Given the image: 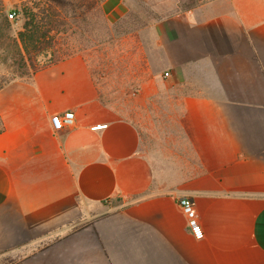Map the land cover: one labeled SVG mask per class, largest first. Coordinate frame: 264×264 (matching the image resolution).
I'll return each mask as SVG.
<instances>
[{"label":"crops","instance_id":"0c3cea01","mask_svg":"<svg viewBox=\"0 0 264 264\" xmlns=\"http://www.w3.org/2000/svg\"><path fill=\"white\" fill-rule=\"evenodd\" d=\"M136 2L138 121L77 53L0 88V263L264 264V0Z\"/></svg>","mask_w":264,"mask_h":264},{"label":"rangeland","instance_id":"374dc122","mask_svg":"<svg viewBox=\"0 0 264 264\" xmlns=\"http://www.w3.org/2000/svg\"><path fill=\"white\" fill-rule=\"evenodd\" d=\"M134 1L130 12L135 13L139 20L142 21L145 15L159 17L158 14L153 13L151 6H143ZM182 1L185 4H192L198 0ZM22 5L33 8L37 6L36 11L47 10L49 6L54 7L59 12L61 25L51 47L29 59L23 53L20 56L14 54L10 41L0 42V87L17 80L26 82L32 76L34 69L60 56L77 53L87 61L102 98L123 112L126 117L139 120L138 114L134 117L132 100L137 91V79L142 76L144 67L143 49L137 37L139 29L134 31V26L129 24L125 25L126 30L120 28L115 30L113 25L116 22L109 24L107 20L106 23L112 26V29H106L98 5L91 9L87 1L2 0L0 33L5 29L1 27L4 20L6 21L4 34L11 39H17L25 22L24 16L16 13L20 12ZM74 5H76L75 11ZM12 12L15 13V17L9 19L8 16ZM160 93L164 94L163 91ZM0 264H3V260Z\"/></svg>","mask_w":264,"mask_h":264},{"label":"trees","instance_id":"16d2710c","mask_svg":"<svg viewBox=\"0 0 264 264\" xmlns=\"http://www.w3.org/2000/svg\"><path fill=\"white\" fill-rule=\"evenodd\" d=\"M78 1L80 2L87 1L91 9L95 7V5H98V10L102 14L106 29H112V26L110 27V25L106 23V18L101 8V3L103 0H78ZM182 6L183 8H189L192 6V4L184 3ZM75 7L76 5L73 6L74 11H75ZM78 7H80V5H78ZM36 9H38L37 6L33 8L30 6L22 5L20 12H16L22 14L25 19L23 28L18 33L17 39L16 38L11 39L6 34H4V31L6 30V21L3 20L1 26L5 29L3 30L2 33H0V42L5 43L6 40L10 41L11 42L10 45L13 47L12 52L19 56L21 55V53H23L28 59L31 58V56H34L44 51L45 49L51 47L52 41L55 35L58 33V27L61 25L59 12L54 7L49 6L47 7V10L45 9L43 11L40 10L36 11ZM0 16L2 17V0H0ZM150 19H153V17L145 15V17L141 21L138 19L135 13L128 12L126 16L121 18L118 22H116V24L113 25V28H115V30L117 28L126 30L125 25L127 26L129 24H132L131 26H134L133 30L136 31L146 26L147 23L150 21ZM68 56L70 55L60 56L59 58L51 62H48L46 65L59 61ZM46 65L44 64L43 66L34 69L33 73H35L37 70L41 69Z\"/></svg>","mask_w":264,"mask_h":264},{"label":"built area","instance_id":"2783aa9c","mask_svg":"<svg viewBox=\"0 0 264 264\" xmlns=\"http://www.w3.org/2000/svg\"><path fill=\"white\" fill-rule=\"evenodd\" d=\"M9 19L15 17V13L12 12L9 16ZM74 124V114L71 111H66L61 114H57L52 117V125L55 130H64L69 129ZM178 205L184 215L188 229L198 238L202 236L200 226L197 219V214L194 208V203L191 199L184 197L178 200Z\"/></svg>","mask_w":264,"mask_h":264}]
</instances>
